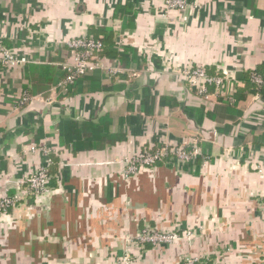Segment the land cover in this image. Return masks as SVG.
Returning <instances> with one entry per match:
<instances>
[{
  "label": "crops",
  "instance_id": "0c3cea01",
  "mask_svg": "<svg viewBox=\"0 0 264 264\" xmlns=\"http://www.w3.org/2000/svg\"><path fill=\"white\" fill-rule=\"evenodd\" d=\"M189 1L164 15L163 0H0V40L30 61L0 67V198L56 161L48 194L0 215V264H116L146 224L195 237L134 247L129 264H264V93L239 79L264 73V0ZM90 27L118 54L62 91L66 42ZM186 65L242 86L231 101L199 97L174 73ZM196 136L193 165L124 175L139 151Z\"/></svg>",
  "mask_w": 264,
  "mask_h": 264
},
{
  "label": "built area",
  "instance_id": "2783aa9c",
  "mask_svg": "<svg viewBox=\"0 0 264 264\" xmlns=\"http://www.w3.org/2000/svg\"><path fill=\"white\" fill-rule=\"evenodd\" d=\"M189 7V0H163L161 10L164 15L171 12L183 14ZM32 32L29 31V34H32ZM100 40L101 37L94 39L82 35L66 42L69 58L59 64L61 71L65 73L64 79L57 85L60 90L67 91V87L77 78L101 67L99 53L102 51L103 46ZM28 63H30L28 59L23 56L18 57L13 51L0 43V67L11 68ZM174 69V73L180 76L199 97L207 98L211 93L217 98L231 101L237 88L242 86L236 76L224 70H220L216 75H210L206 68L202 66L186 65ZM249 85L253 86L256 94L264 93V77L256 72L251 73ZM30 99L28 93L25 92L17 97L15 104L23 106ZM157 147L156 149L153 147L145 148L121 162L124 175L127 177L134 176L140 170L154 168L158 163H166V160L173 162V165L184 166L193 165L199 158H202L200 139L197 136L178 144ZM51 163V160H49L46 166L26 176L16 187L15 194L11 196L7 194L0 198V215L6 214L8 210L17 206L27 197L38 198L50 192L52 177L49 174V167ZM262 211L264 212V203ZM193 237H195V231L191 229L181 230L180 227H177L169 231H163L146 224L134 235L123 237L122 255L116 259V264H129L134 247L139 249H144L146 246L156 248L161 245H172L183 239L190 240ZM202 260L197 257H183L176 264H201Z\"/></svg>",
  "mask_w": 264,
  "mask_h": 264
},
{
  "label": "trees",
  "instance_id": "16d2710c",
  "mask_svg": "<svg viewBox=\"0 0 264 264\" xmlns=\"http://www.w3.org/2000/svg\"><path fill=\"white\" fill-rule=\"evenodd\" d=\"M87 36L88 37H92L94 39H98L99 37H101V43H102V46H103V49L102 51L99 53V57L101 59L103 58H115L117 56V52H116V46L115 44L113 43V36H112V32L109 30V29H94L93 27H90L87 31ZM0 43L5 46L6 48H10L9 46H7V44L4 43V41L0 40ZM62 74H61V78L60 80L58 81L61 82L64 77H65V73L63 71H61ZM208 72V71H207ZM253 72H256L257 74L261 75L264 77V73H260L259 71L257 70H252V71H249V72H246V73H243L239 76V79L242 80V82L246 83L249 85V81H250V76H251V73ZM217 73H219L218 70L216 71H213L212 69L209 70L208 74L210 75H216ZM89 73H86L85 75L83 76H80L79 78H77L72 84H70L68 87H67V91L68 93H73L72 91L80 84V82L82 80H84L87 76H88ZM88 80V79H87ZM251 87V90L253 91V93H256L255 89L253 88V86L249 85ZM90 89H92V87H89ZM87 88V90L89 89ZM62 126H67V128H72V125L71 124H62L61 125V128ZM74 131L72 132H69L67 134H72ZM60 143L62 144V141L60 140ZM158 147H155L154 149H156ZM50 160L52 163H55L56 161L50 157ZM51 163V164H52ZM173 162L171 161H168L166 160V164L170 165L172 164ZM159 164H163V163H158L157 166ZM210 258V257H209Z\"/></svg>",
  "mask_w": 264,
  "mask_h": 264
},
{
  "label": "rangeland",
  "instance_id": "374dc122",
  "mask_svg": "<svg viewBox=\"0 0 264 264\" xmlns=\"http://www.w3.org/2000/svg\"><path fill=\"white\" fill-rule=\"evenodd\" d=\"M3 68V67H2ZM6 69H8L7 67H5Z\"/></svg>",
  "mask_w": 264,
  "mask_h": 264
}]
</instances>
